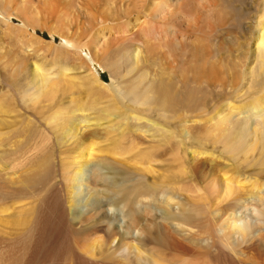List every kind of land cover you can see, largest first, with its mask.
<instances>
[{
  "label": "bare ground",
  "instance_id": "obj_1",
  "mask_svg": "<svg viewBox=\"0 0 264 264\" xmlns=\"http://www.w3.org/2000/svg\"><path fill=\"white\" fill-rule=\"evenodd\" d=\"M175 1L150 0L151 11L155 14L168 11V6ZM25 2H16V7L10 8L12 0L8 3L0 0V23L10 30L9 33L11 29H17L21 33L35 34L36 38L35 21L27 13L26 16L19 14L20 10H27ZM256 2L253 54L249 55V51L244 50L234 58L236 52L228 49L230 47L218 45L216 49L209 48V56L217 59L220 54L224 55L223 63L231 70L235 69V73L229 76L212 71L209 75L194 79L196 84L204 83L211 88V100L217 104L210 114L207 113L210 115L209 123L212 122L214 129L223 133L220 136L221 144L237 152L234 160L238 164L241 163L238 162L241 152H245V155L248 152L249 156V147L247 145L246 149L243 143L249 128L246 129L245 123L243 126L236 125L243 121L251 124L249 126L255 129L254 133L260 141H264V96L249 106L234 105L230 101L252 91L255 92L253 95L258 96L264 90V0ZM13 8H17L19 13L13 12ZM14 18L20 22L14 24ZM101 21L104 22L103 19ZM154 27L156 25L151 27V32H145L147 36L144 38H149L150 33L155 38L168 36V31L164 33ZM77 31L73 37L62 34L61 37L66 40L62 41V46L70 48L73 57H79L84 64L82 67L86 65L91 68L94 79H100L101 71H120L121 63L118 65L116 59V63L111 62V65L99 59L98 51L109 55L112 53L103 38H97L99 44L91 46L78 40L83 31ZM19 32L15 34L19 35ZM128 35L122 36L121 42L132 39ZM172 36L174 39L180 36L186 41L189 39L185 34L177 36L173 33ZM52 38H55L54 34ZM9 43L0 39V264H264L257 248L264 242V234L257 228V225L264 224V184L259 190L255 182L252 189L247 190L250 197L241 194L240 191L246 186L245 181L239 179L237 167H234L237 171L231 174L226 167H211L210 171L219 176L215 188V184L212 187L198 183L188 185L183 181L177 184L166 174L160 176L159 171L156 172L157 177L155 170L152 184L148 179L154 167L126 169L123 166L135 152L127 161H124L127 156L119 160L121 163L112 158L110 147L109 150L108 147L98 149L99 154L90 153L93 143H97L96 139H101L102 130L88 131L82 138L78 137L81 143L78 151L74 150L75 146L55 150L56 141L59 140L56 134L71 131L77 123L76 110L70 113L59 105L54 112V86L57 85L52 80V74L46 69L43 71L36 60L25 57V52L15 50V43ZM125 48H122V54L128 56L131 52ZM80 61L77 63L80 64ZM153 79L140 73L120 88L113 89L116 99L126 104L124 107L129 113L132 115L135 112L132 118L137 122L149 120L145 117L151 113L150 116L155 115L171 127L180 116H186L185 120L191 121L192 114L207 107L206 96L203 95L201 102L197 101L194 89L179 94L171 86ZM221 97L223 99L220 101ZM140 113L147 115L144 117ZM201 117H204L203 114ZM54 119L59 121L56 126L52 124ZM134 127L136 125H130L128 133L134 131ZM107 128H103L105 132ZM158 128L161 131L159 135L155 134L159 136L158 139L150 134L154 140L151 137L152 140L144 144V150L139 148L143 152L137 153V150V156L132 161L147 164L155 156V150L158 152L162 145L173 144L176 137L174 128ZM126 137L123 134L112 139L117 144ZM173 146L174 156L168 154V157L173 158L174 164H170L169 169L183 158L177 154L180 142L176 140ZM183 164L179 163L178 166L182 167ZM260 164L264 166V158ZM194 165L187 167L185 164L182 170L189 168L195 173ZM165 176L169 181H165ZM230 198L238 207L225 216L226 213L223 215L222 212L225 209L228 211L229 204H226Z\"/></svg>",
  "mask_w": 264,
  "mask_h": 264
},
{
  "label": "rangeland",
  "instance_id": "obj_2",
  "mask_svg": "<svg viewBox=\"0 0 264 264\" xmlns=\"http://www.w3.org/2000/svg\"><path fill=\"white\" fill-rule=\"evenodd\" d=\"M5 1L6 3L9 2V0ZM20 1L21 0H12L9 7H16V2ZM136 1L137 0H26V11L20 10L19 13L17 8H13V12L16 11L15 13L18 12L23 16H26L25 13H27L29 18L35 21V23H33L34 21L32 23L36 26V38L35 34L31 35L30 32L21 33L22 31L17 29V31L11 29L9 33L10 30H7L6 27L2 26L0 23V39L2 41H7L8 45H10L9 42L15 43L13 46L16 48L15 50L25 52V54H27L25 57L29 56V59L32 58L33 61L36 60V64L38 65L40 63L38 66L41 67L43 71L46 69V72H49L50 75L52 74V80H54V84L57 85L54 86L55 96L53 97V111L55 112L59 108V105H63L62 107L66 109V111L68 109L70 113L76 110L75 117L78 125L76 123V127L72 126L71 131H64L62 133L59 131L60 134H56L55 137L59 140L56 141L57 147H54L55 150L56 148L59 150L72 149L75 146L74 150L76 149L78 151L80 147L79 144H81L80 138L83 137L85 132L102 130L100 131L101 139L95 138L97 143L94 144L92 142L93 148L90 153L92 152L93 154V152H95L99 154L100 148L105 150L108 147L109 150L110 147V155L112 158H114L115 161L117 160V163H121L120 161L125 159L126 156L127 159L124 161L130 159V155L135 152V154H132L131 160L125 162L123 166L126 169L145 168V166H149L150 169H152L154 167L153 171L151 170L152 175H150L148 179L149 183L154 184L153 179L155 177L153 178L152 176L155 173L158 177L159 175L157 173L159 171L162 173H159L160 176L166 174L168 178H173V181L177 184L183 181L189 183L188 185H195L198 183L206 186L210 185L212 187V185L218 181L219 176L216 173L214 174L213 171H210L211 167H226L230 171V174L232 171H237V169H239V179L245 181L246 186L240 193L246 197H250L247 190H251L255 182V184H257V189L260 190L263 188L264 166H260V160L262 161L264 158V153H262V151L264 152V141H260L261 139L254 133L255 129L249 126L251 124L243 121L241 124L236 125L243 126L245 123L246 129L249 128V130L247 129V137L245 136L246 138L243 139L246 149L247 145L249 147L247 149L249 151V156H247L248 152L246 155L244 154L245 152H241L239 161H237L239 163L241 162L243 165L235 162L234 159L237 156V152L228 150L221 144L220 136L223 133L215 130L213 123H209L208 120L210 118L209 114L217 104L215 101L211 100V88L204 83L203 85L196 84L194 79L196 77L209 75L213 73L212 71H218L219 75L225 74L229 76H233V73H235V69L231 70L230 66L223 63L224 55L220 54L217 59L213 57L215 60L209 56L207 53L209 48L216 49L218 45H223L225 48L230 47L228 49L236 52V54L233 55L234 58L244 50L249 51V55L253 54L252 51L255 46L252 38L255 33L256 0H176L174 3L172 2L171 6H168V11H159L158 14L151 11L152 6L150 5V0ZM162 1L163 0H159V2ZM145 5L150 7L147 8ZM144 6L148 14L144 11ZM141 11L145 12L146 15ZM101 16L104 20L103 23L101 21ZM19 22L17 18H14V24H18ZM155 25L160 31L163 30L164 33L168 31V36L155 38V36L150 33L152 36L149 34V38H144V36H147L145 32H151V27ZM78 29L81 32L83 31V33L78 36V40L82 43H87L91 46L94 44V46H97V44H99V39L97 41V38H103V41L105 40V43H103L112 53L110 52L111 54L109 55L106 52L101 53V51H98V57L101 61H106L108 64L111 62H118L119 65L121 63L119 65V68H121L119 72L111 73V70L101 71L100 79H94L90 71L91 68L86 65L82 67L84 64L80 61L79 57H73L74 53L71 54L73 51L68 47L65 48L62 46V41L64 42L65 39L61 37L62 34L73 37ZM18 31H20L19 35L15 34V32ZM51 31H53L55 36L54 39L52 38L53 34ZM103 32L106 35H104ZM173 33L177 36L185 34L189 36V39L186 41V39L181 36L174 39L172 36ZM127 34H129L128 36H131L132 39L126 41L127 43L121 42L122 40L120 38L124 35L127 36ZM18 41L19 43H17ZM123 45L127 48L125 49L128 50L129 53L131 52L128 56L122 54V48L124 49ZM244 45L246 46L245 49L243 48ZM134 51L137 52L134 53ZM225 54L229 55V52ZM109 56H111V58ZM119 56L122 57L119 58ZM107 58H110V61ZM118 58L122 59V62L118 61ZM79 61L81 62L80 64H78ZM212 62L217 63L212 64ZM77 67L82 68L77 69ZM140 73L147 74L148 78H151V80L153 78L155 81L158 80V83L163 82L162 84H167L166 86L169 87L171 86L170 88L177 93L179 92V94H184L188 90L194 89V98L199 102H201L203 95L206 96L205 103L207 107H205V110L195 112L191 115L193 120L196 119L195 121H186V116H180V119H176L175 122L171 124L172 129L174 128L175 130L174 134L176 135V137L174 136L173 138V144L176 140L180 142L181 146L177 149V154H179L178 157L180 158L183 156V158H179L180 161H178V163L175 162V167H171V169L168 168V166L174 164L172 161L173 158L171 159L168 157L169 155L171 157L174 156V146L171 143L159 147L158 152L155 150V152H153L155 156L150 154L152 159L151 157L149 158L152 163L147 162L146 164L145 162V164L142 165L140 163L138 164L136 160L132 161L134 160L133 158L137 156V153L143 152L140 151L141 149L144 150L146 148L144 144H147L152 139L154 140L156 137L155 134L159 135V133H161L158 126L162 128L166 127L167 129L171 128L169 126L170 124L159 120L155 115L152 114L150 116L151 113H149V117L147 114V117H145V114L140 113L143 116L145 115V118H149V120L137 122L132 118L135 112L131 115V113H129L130 111L124 107L126 104L116 99L113 89L120 88L126 81L138 76ZM112 77H114V79H112ZM253 92L254 91L239 98L234 97L230 101L232 104L234 103V105L249 106V104H252L255 100L264 96V90L258 96L253 95L255 94V92ZM221 99H223V97L220 98V101ZM225 102L226 101H223V103ZM202 114L204 117L200 118ZM151 121H153V123ZM58 122L59 121L54 119L52 123L53 126H56ZM130 125H136V127L133 129L134 131L128 133ZM104 127H108L107 132L104 131ZM215 132H217L218 135L215 134ZM102 134H104V136ZM123 134L127 137L121 142L114 144L112 138L119 137ZM150 134H153L154 138ZM235 136L237 139V133ZM158 137H156V139H158ZM110 139H112L113 142ZM237 141H239V137ZM184 156H187V160ZM262 156L263 158L261 159L260 157ZM124 161H122V163H124ZM159 161L162 164L159 163ZM179 163H185L187 167H190V164H195L194 167L197 170L195 169V173H192L189 168L182 170L185 164L180 167L178 166ZM236 163L238 166L240 165L239 168L236 166ZM198 166H200V169ZM234 167H237V169ZM173 169L176 171L178 169V171L176 172ZM198 170H201L202 173ZM167 176L164 177L166 179H164L165 181H169ZM215 186H217V184H215L213 188H215ZM260 186L262 187L260 188ZM232 201L233 200L230 198L226 204H229L227 206L229 207L228 211L225 209L222 212L223 215L226 213L225 216H227L228 213L238 207L237 204ZM257 228L262 230L261 233L264 234V224L257 225ZM263 244L264 242L258 245L257 248L264 260Z\"/></svg>",
  "mask_w": 264,
  "mask_h": 264
}]
</instances>
